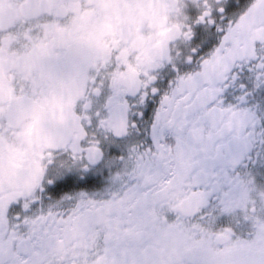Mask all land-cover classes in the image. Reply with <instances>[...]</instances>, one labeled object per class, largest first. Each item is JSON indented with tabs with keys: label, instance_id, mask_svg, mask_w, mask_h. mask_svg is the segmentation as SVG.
<instances>
[{
	"label": "snow or ice",
	"instance_id": "obj_1",
	"mask_svg": "<svg viewBox=\"0 0 264 264\" xmlns=\"http://www.w3.org/2000/svg\"><path fill=\"white\" fill-rule=\"evenodd\" d=\"M0 264H264V0H0Z\"/></svg>",
	"mask_w": 264,
	"mask_h": 264
}]
</instances>
